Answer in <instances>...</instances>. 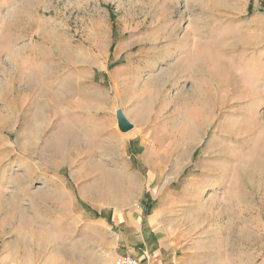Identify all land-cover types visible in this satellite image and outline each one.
<instances>
[{"label": "rangeland", "instance_id": "374dc122", "mask_svg": "<svg viewBox=\"0 0 264 264\" xmlns=\"http://www.w3.org/2000/svg\"><path fill=\"white\" fill-rule=\"evenodd\" d=\"M126 218L264 264V0H0V264H87Z\"/></svg>", "mask_w": 264, "mask_h": 264}, {"label": "crops", "instance_id": "0c3cea01", "mask_svg": "<svg viewBox=\"0 0 264 264\" xmlns=\"http://www.w3.org/2000/svg\"><path fill=\"white\" fill-rule=\"evenodd\" d=\"M108 218V217H106ZM127 229H133L131 232H120L115 235L112 231H104L102 233V242L98 244L100 251L94 255L86 254L84 260L87 264H97L105 254L108 256V264H113L115 259L123 254H130L138 258L141 264H176L178 255L175 252L171 242H162L152 229L144 230L146 227L140 224L139 220L134 222L125 221ZM134 223V224H128ZM114 227L113 225H111ZM132 226V227H131ZM131 227V228H129ZM82 261L85 263V261Z\"/></svg>", "mask_w": 264, "mask_h": 264}, {"label": "water", "instance_id": "95a60500", "mask_svg": "<svg viewBox=\"0 0 264 264\" xmlns=\"http://www.w3.org/2000/svg\"><path fill=\"white\" fill-rule=\"evenodd\" d=\"M115 116H116L117 127L119 128L120 131H127L132 127L130 122L126 119V117L124 116L123 112L120 109H117L115 111Z\"/></svg>", "mask_w": 264, "mask_h": 264}, {"label": "built area", "instance_id": "2783aa9c", "mask_svg": "<svg viewBox=\"0 0 264 264\" xmlns=\"http://www.w3.org/2000/svg\"><path fill=\"white\" fill-rule=\"evenodd\" d=\"M113 264H141V262L133 255L123 254L118 256Z\"/></svg>", "mask_w": 264, "mask_h": 264}, {"label": "trees", "instance_id": "16d2710c", "mask_svg": "<svg viewBox=\"0 0 264 264\" xmlns=\"http://www.w3.org/2000/svg\"><path fill=\"white\" fill-rule=\"evenodd\" d=\"M146 197V196H145Z\"/></svg>", "mask_w": 264, "mask_h": 264}]
</instances>
